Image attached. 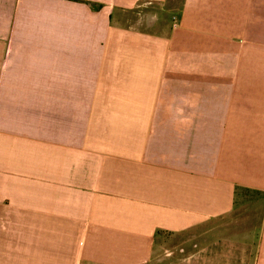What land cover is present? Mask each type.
I'll list each match as a JSON object with an SVG mask.
<instances>
[{
	"label": "crops",
	"instance_id": "obj_1",
	"mask_svg": "<svg viewBox=\"0 0 264 264\" xmlns=\"http://www.w3.org/2000/svg\"><path fill=\"white\" fill-rule=\"evenodd\" d=\"M0 264H264V0H0Z\"/></svg>",
	"mask_w": 264,
	"mask_h": 264
},
{
	"label": "rangeland",
	"instance_id": "obj_2",
	"mask_svg": "<svg viewBox=\"0 0 264 264\" xmlns=\"http://www.w3.org/2000/svg\"><path fill=\"white\" fill-rule=\"evenodd\" d=\"M251 216H252V214H246L245 212H237L232 218H229L228 220H225V221H221L219 223H220V226H232L233 227V225L239 223L243 219L246 221H249V217H251ZM220 234L221 233H219L218 235H220ZM224 234H226V233L223 232V234H221V235H224ZM169 245H173L172 241H170ZM174 245H175V243H174ZM169 248L172 249L173 247L170 246Z\"/></svg>",
	"mask_w": 264,
	"mask_h": 264
},
{
	"label": "trees",
	"instance_id": "obj_3",
	"mask_svg": "<svg viewBox=\"0 0 264 264\" xmlns=\"http://www.w3.org/2000/svg\"><path fill=\"white\" fill-rule=\"evenodd\" d=\"M71 1H77V0H71Z\"/></svg>",
	"mask_w": 264,
	"mask_h": 264
}]
</instances>
